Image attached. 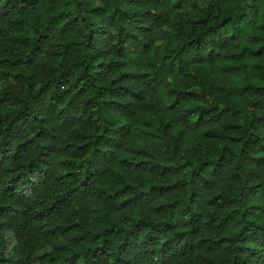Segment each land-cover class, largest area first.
<instances>
[{
  "label": "trees",
  "instance_id": "obj_1",
  "mask_svg": "<svg viewBox=\"0 0 264 264\" xmlns=\"http://www.w3.org/2000/svg\"><path fill=\"white\" fill-rule=\"evenodd\" d=\"M0 264H264V0H0Z\"/></svg>",
  "mask_w": 264,
  "mask_h": 264
}]
</instances>
